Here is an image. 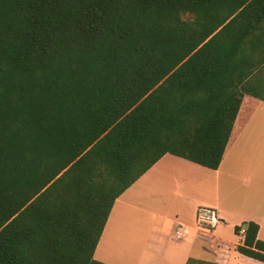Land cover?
Wrapping results in <instances>:
<instances>
[{"label": "trees", "instance_id": "1", "mask_svg": "<svg viewBox=\"0 0 264 264\" xmlns=\"http://www.w3.org/2000/svg\"><path fill=\"white\" fill-rule=\"evenodd\" d=\"M264 0H0V264L93 259L163 156L221 164ZM189 16L190 19H183ZM259 226L235 251L264 264Z\"/></svg>", "mask_w": 264, "mask_h": 264}, {"label": "crops", "instance_id": "2", "mask_svg": "<svg viewBox=\"0 0 264 264\" xmlns=\"http://www.w3.org/2000/svg\"><path fill=\"white\" fill-rule=\"evenodd\" d=\"M260 16L259 28L246 36L244 49L246 62L259 65L248 79L249 86L256 88L262 85L264 89V12ZM260 107H264V101L250 95L243 96L217 170H209L172 155L163 156L115 201L93 259L104 264H196L198 261L202 264H263L235 251L243 241V234L236 236L233 230L243 222L252 221L259 226L257 238L264 241V198L260 196L254 206L255 212L247 216L243 208L224 203L228 194L223 199L220 197L221 185L225 181L222 180V165L227 152L237 145L238 154L244 159H248L250 154H264V131L251 130L250 123L251 116ZM257 138L262 142H257ZM228 177L226 181L234 180L232 176ZM243 183L250 186L247 180ZM253 190L264 193V188ZM200 206L215 208L221 223L209 230L188 225L191 221L188 215L192 213L194 217ZM117 210L129 217L130 226L124 224L126 226L120 227L118 221L122 218ZM178 223L185 225L187 231L189 228L186 238L175 237ZM226 227L233 233L231 241L219 234V230ZM111 247L116 250L114 254L121 250L120 253L125 251V256L116 254L118 260L108 255L105 251Z\"/></svg>", "mask_w": 264, "mask_h": 264}, {"label": "rangeland", "instance_id": "3", "mask_svg": "<svg viewBox=\"0 0 264 264\" xmlns=\"http://www.w3.org/2000/svg\"><path fill=\"white\" fill-rule=\"evenodd\" d=\"M183 19H190L189 16H184ZM250 123H252L253 131H264V107H260L257 111L253 113L250 119ZM257 142H262L260 138H257ZM223 172H222V180L224 181V185H221L220 197L221 199L228 194L224 203L226 205H232L236 208L241 207L244 209L243 213L247 216H251L255 212V203L262 197L264 198V193L259 191L253 190L254 188H264V154L256 153L250 154L248 159H244L239 156L237 151V145L234 147L233 150L227 152L226 158L223 162ZM228 175L232 176L234 180L229 182L230 180L226 181L229 177ZM244 180L249 181L250 186L247 187L243 183ZM227 191V193H224ZM264 191V190H263ZM261 196V197H260ZM207 198L204 197V200ZM209 199V198H208ZM123 208V207H122ZM117 214L122 220L118 221L120 226H130V222L125 215L124 212L118 211ZM118 218V217H117ZM188 219L191 220L188 225L196 227L195 224V215L192 216V213L188 215ZM128 220V222H126ZM126 224V225H124ZM145 224V223H144ZM143 226H146L144 225ZM151 225V223H149ZM142 226V224H139ZM124 229V228H123ZM189 233V228L187 234L184 236L186 238ZM219 234L221 237L225 238L227 241H231L233 239V233L229 228H222L219 230ZM108 255H112L115 259L120 260L114 254L113 247L107 249L105 251ZM225 254V253H223ZM111 256V257H112ZM208 257V256H206ZM203 262L198 261L196 264H202ZM131 264V263H130Z\"/></svg>", "mask_w": 264, "mask_h": 264}, {"label": "built area", "instance_id": "4", "mask_svg": "<svg viewBox=\"0 0 264 264\" xmlns=\"http://www.w3.org/2000/svg\"><path fill=\"white\" fill-rule=\"evenodd\" d=\"M221 223L218 212L213 207L200 206L195 212V224L201 229H213ZM187 234V227L181 223L175 228V237L182 239ZM240 234H243L241 231Z\"/></svg>", "mask_w": 264, "mask_h": 264}, {"label": "bare ground", "instance_id": "5", "mask_svg": "<svg viewBox=\"0 0 264 264\" xmlns=\"http://www.w3.org/2000/svg\"><path fill=\"white\" fill-rule=\"evenodd\" d=\"M120 227H121V226H120ZM133 246H134V245H133ZM116 247H117V246H116ZM117 248H118V247H117ZM132 249H133V248H132ZM135 249H136V248H134L133 250H135ZM114 251H116V250H114ZM135 251H137V249H136ZM120 252H121V250H119V252L116 253V254H119ZM124 252H125V251H124ZM124 252H122L123 254H122V253H120V254L124 255ZM130 253H131V252H130ZM124 256H125V255H124ZM126 256H127V255H126ZM119 257H120V256H119ZM129 258H130V257H129ZM129 258H127V259H129ZM136 258H137V257H136ZM129 260H130V259H129ZM136 260H137V259H136ZM136 260H135V261H136ZM135 261H134V262H135Z\"/></svg>", "mask_w": 264, "mask_h": 264}]
</instances>
